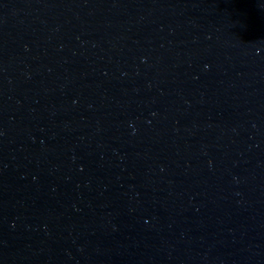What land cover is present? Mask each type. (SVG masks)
Returning <instances> with one entry per match:
<instances>
[{
	"label": "water",
	"instance_id": "water-1",
	"mask_svg": "<svg viewBox=\"0 0 264 264\" xmlns=\"http://www.w3.org/2000/svg\"><path fill=\"white\" fill-rule=\"evenodd\" d=\"M0 264H264V0H0Z\"/></svg>",
	"mask_w": 264,
	"mask_h": 264
}]
</instances>
